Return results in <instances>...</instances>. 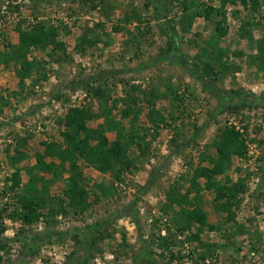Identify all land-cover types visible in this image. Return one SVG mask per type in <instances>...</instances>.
Segmentation results:
<instances>
[{
  "label": "rangeland",
  "instance_id": "1",
  "mask_svg": "<svg viewBox=\"0 0 264 264\" xmlns=\"http://www.w3.org/2000/svg\"><path fill=\"white\" fill-rule=\"evenodd\" d=\"M246 1L0 0V264H264V0ZM38 25L63 48L32 49L20 87L2 58L16 51L18 28ZM71 110L90 114L89 128L110 112L132 145L125 170L77 161L81 212L62 194L67 173L46 186L33 170L63 142ZM232 129L246 153L212 180L242 188L233 219L216 188L195 179ZM106 138L114 146L116 134ZM30 180L44 193L28 214Z\"/></svg>",
  "mask_w": 264,
  "mask_h": 264
},
{
  "label": "trees",
  "instance_id": "2",
  "mask_svg": "<svg viewBox=\"0 0 264 264\" xmlns=\"http://www.w3.org/2000/svg\"><path fill=\"white\" fill-rule=\"evenodd\" d=\"M245 2L247 1L244 0V3ZM17 33L19 45L16 51L10 52L5 58H2V61L5 63L12 62L16 66L18 86L22 87L25 84L26 78L34 69V64L28 61V55L31 50L34 48L40 50L50 48L53 52L63 48V45L56 40V34L43 25H38L28 31H23L18 28ZM93 94L98 98L102 97V94L97 90L94 91ZM128 114L127 112L123 113L125 116ZM91 119L92 116L84 111L71 110L66 118H64V129L62 133L63 142L60 144L53 143L47 145L43 154L36 157V163L33 166L36 175L42 174L40 178L36 177L35 179L38 182H44L46 186H50L59 181V179H62L64 174L67 173L68 178L64 181L62 194L68 199L70 207L79 209L80 212L87 198L83 187L81 170L77 165L79 159L91 164L101 172L107 170L113 171L116 168L125 170L131 166L128 161L129 156L127 152L132 145L128 143L124 146V144H122L124 138L122 134L123 128L111 118V113L109 112L101 116L98 115L96 119H102V123L98 124L95 128L87 127V122ZM110 132L116 134V142L112 147L108 146L109 144L106 138V134ZM213 149L217 153L216 159H208L210 164L213 165V168L210 170L200 169L195 179L202 178L206 180V187L208 190L216 188L218 192L216 202L218 203L220 199H226L225 204H222V210L226 213L229 212L231 219H233L229 206L231 201L238 195V190L242 192V188L234 184L228 186L220 185L212 179L216 174L222 173L223 165L228 163L232 156L243 157L246 153V149L242 140L239 139V135L235 133L233 129L222 131L218 135V139L214 142ZM46 159H49V162H46ZM54 159H56L58 163H54ZM67 163L68 165H66ZM44 175H50V180L44 181ZM13 177V187H18L19 178L17 173H15ZM36 180H30L27 189L28 193L22 201V206L28 214H31L32 210H35V208L43 202L42 194L44 192L32 191L36 190ZM186 199L187 197L183 196V198L179 200L171 198L170 201L182 203L186 201ZM182 216L183 219L190 224H204V217L197 211L184 210L182 211ZM26 218L28 217L26 216ZM2 231L3 228L1 229V232Z\"/></svg>",
  "mask_w": 264,
  "mask_h": 264
}]
</instances>
